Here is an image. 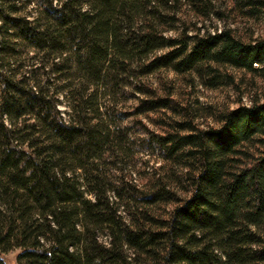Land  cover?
<instances>
[{
    "label": "trees",
    "instance_id": "obj_1",
    "mask_svg": "<svg viewBox=\"0 0 264 264\" xmlns=\"http://www.w3.org/2000/svg\"><path fill=\"white\" fill-rule=\"evenodd\" d=\"M260 23L264 0H0V264H264V98L166 74L264 80Z\"/></svg>",
    "mask_w": 264,
    "mask_h": 264
},
{
    "label": "rangeland",
    "instance_id": "obj_2",
    "mask_svg": "<svg viewBox=\"0 0 264 264\" xmlns=\"http://www.w3.org/2000/svg\"><path fill=\"white\" fill-rule=\"evenodd\" d=\"M256 33H260L264 36V24H256L254 25ZM236 74V81L235 84H225L217 88H210L202 85L198 81L191 83L190 85L183 81L180 76H176L174 71H168L166 74L169 77L174 78L176 89H181L180 95L188 100L193 101L198 105L201 106H209L212 105L213 108H222V107H233L240 103L250 104L252 103L255 97H262L264 98V80L261 78L253 77L250 73H244L239 70H234ZM187 91H190V94H186ZM198 99V100H197ZM64 107V104H61ZM210 107V106H209ZM202 121V125H206L209 123H215L213 117L208 118H200ZM122 123L132 125V121L129 118H124ZM136 135L137 130L135 126L130 128L131 131H134ZM19 248L15 247L10 249L9 251L3 253V257L5 258L8 264H17V254Z\"/></svg>",
    "mask_w": 264,
    "mask_h": 264
}]
</instances>
